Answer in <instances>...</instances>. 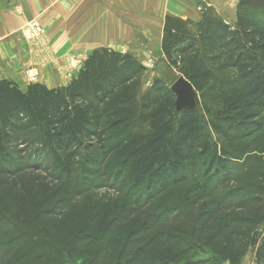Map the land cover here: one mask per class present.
Listing matches in <instances>:
<instances>
[{"label": "trees", "instance_id": "obj_1", "mask_svg": "<svg viewBox=\"0 0 264 264\" xmlns=\"http://www.w3.org/2000/svg\"><path fill=\"white\" fill-rule=\"evenodd\" d=\"M189 23L165 17V58L195 91L214 92L226 131L251 135L264 107V0H239L235 27L205 16L193 38ZM213 49L220 52L207 58ZM230 67L237 73L224 74ZM142 69L130 53L98 48L65 87L34 82L21 90L0 81V264H234L237 247L256 242L246 230L254 222L230 218L227 203L216 200L234 157L203 137L198 112H177L170 91L128 104L126 85ZM104 119L119 127L110 147L102 141ZM139 120L148 132L134 131ZM21 135L39 146L8 154ZM205 159L214 177L191 184L189 173ZM42 170L56 184L45 182ZM16 175L22 181L14 189ZM256 255L264 264V234Z\"/></svg>", "mask_w": 264, "mask_h": 264}, {"label": "crops", "instance_id": "obj_2", "mask_svg": "<svg viewBox=\"0 0 264 264\" xmlns=\"http://www.w3.org/2000/svg\"><path fill=\"white\" fill-rule=\"evenodd\" d=\"M189 6L188 0H0V81L21 90L34 82L64 86L66 57L86 60L98 48L132 52L141 62L160 56L165 15L186 14ZM31 21L43 27L50 55L28 40Z\"/></svg>", "mask_w": 264, "mask_h": 264}, {"label": "rangeland", "instance_id": "obj_3", "mask_svg": "<svg viewBox=\"0 0 264 264\" xmlns=\"http://www.w3.org/2000/svg\"><path fill=\"white\" fill-rule=\"evenodd\" d=\"M193 6H189V9H185L183 12L186 14H166L174 17H179L184 20H188L189 23V34L194 38L197 33L196 22L202 20L205 16L219 19L232 27H235L236 23V7L239 0H188ZM165 21V18H164ZM164 26V23H163ZM163 37V28H162ZM162 41V40H161ZM196 41V39H195ZM197 42V41H196ZM50 48V47H49ZM40 53V49L37 50ZM120 52V51H119ZM162 52V49H161ZM220 52L218 50H206L205 56L207 58H212L211 56H216ZM130 53L140 63L143 67L134 77V79L126 85V92L131 95V100L128 104H141L142 100L148 96H156L162 92L170 91L174 94L170 87L171 84L182 75L177 70L176 66H171L168 60L165 58L163 52L162 55L156 56L153 53L149 54L151 58H146L147 60L139 61L136 55L132 52H121ZM45 56V54H44ZM73 58L74 62H70ZM209 60V59H208ZM85 60L81 55L75 54L66 57V63H64V86H59L56 88H61L67 86L71 79L75 77L79 69L83 66ZM212 65L218 64L220 59L209 60ZM46 63V62H45ZM42 63L43 65H46ZM236 69L228 68L224 71V74L233 75L236 74ZM184 77V76H182ZM185 78V77H184ZM186 79V78H185ZM155 87H161L156 91ZM23 90V89H22ZM169 92V94H170ZM205 93V94H204ZM214 92H201L193 91V104L188 109H195L201 120V125L203 129V137L210 140L211 142H217L218 146L224 147L227 152L233 156L234 160L229 162L228 170L229 173L220 182L219 194L216 195V200H219L221 204H226L229 210L230 218H237L239 216H245L249 221L254 223L246 227L249 236H255L256 242L246 240V244L239 248L236 252L237 262L234 264H256L257 262V247L261 242V238L264 234V193H261L264 188V107L259 108V119L261 122L260 129L254 131L249 136H243V133L239 131H226L224 123L219 121L222 111V103L219 99L213 98ZM204 94V95H203ZM175 96V95H174ZM176 99V96H175ZM114 103V102H112ZM186 108V107H185ZM182 109H177V112H181ZM220 124L222 130H215L213 124ZM110 120H102L100 124L102 141L106 147H110L116 139H118L117 129H113ZM109 128V129H107ZM134 131L136 132H148V122L144 120H139L134 126ZM36 132V131H35ZM35 133H31L30 135ZM24 136H19L18 141H13L8 148V154L12 151L20 152L22 155H27L28 152L36 148V146H27L25 141H23ZM95 144V140H91ZM17 156H14V161L17 160ZM214 167H210L208 159H205L204 163H200L197 170L192 173L190 172L191 184L206 181L209 178L214 177ZM40 176L45 178V182L50 184H56L53 179H50V170H42L39 172ZM12 176L11 178L15 181H10V185L13 184L15 189L17 184L22 181L21 177ZM50 179V181H49ZM120 179H124V175L120 176ZM109 185H113V182H109ZM124 185H127L126 183ZM114 186V185H113ZM118 187L119 185H115ZM24 188H28V182H24ZM109 190V191H106ZM110 192L114 194L111 189H101L99 192ZM264 191V190H263ZM103 194V193H102ZM211 197H205L202 199L200 204L207 203V200ZM18 202H21L18 200ZM243 205L246 208H242ZM29 204H25L24 208L29 209ZM84 207V203L78 205L79 211ZM208 210L211 206H207ZM205 207L202 210L204 214ZM253 214V215H252ZM76 216L66 220L64 226L62 227L66 234L75 224ZM72 263V262H71ZM227 264V263H226Z\"/></svg>", "mask_w": 264, "mask_h": 264}, {"label": "water", "instance_id": "obj_4", "mask_svg": "<svg viewBox=\"0 0 264 264\" xmlns=\"http://www.w3.org/2000/svg\"><path fill=\"white\" fill-rule=\"evenodd\" d=\"M171 91L176 96V108L183 109L189 108L193 104V91L194 87L184 77H178L170 87Z\"/></svg>", "mask_w": 264, "mask_h": 264}, {"label": "built area", "instance_id": "obj_5", "mask_svg": "<svg viewBox=\"0 0 264 264\" xmlns=\"http://www.w3.org/2000/svg\"><path fill=\"white\" fill-rule=\"evenodd\" d=\"M24 31L28 36V40L31 42V45L35 47V49H40V52L47 56L50 55V48L46 42V36L43 27L37 21L29 22ZM74 62L73 58L69 61V63Z\"/></svg>", "mask_w": 264, "mask_h": 264}]
</instances>
